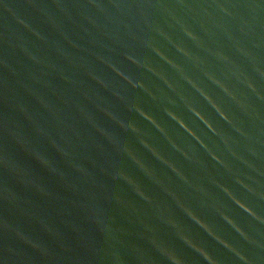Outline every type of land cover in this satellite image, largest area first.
I'll list each match as a JSON object with an SVG mask.
<instances>
[{"label": "water", "instance_id": "water-1", "mask_svg": "<svg viewBox=\"0 0 264 264\" xmlns=\"http://www.w3.org/2000/svg\"><path fill=\"white\" fill-rule=\"evenodd\" d=\"M0 264H264V0H0Z\"/></svg>", "mask_w": 264, "mask_h": 264}]
</instances>
